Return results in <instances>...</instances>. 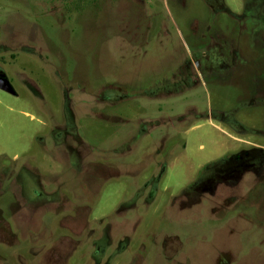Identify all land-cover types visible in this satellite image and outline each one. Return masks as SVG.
<instances>
[{
	"label": "rangeland",
	"instance_id": "rangeland-1",
	"mask_svg": "<svg viewBox=\"0 0 264 264\" xmlns=\"http://www.w3.org/2000/svg\"><path fill=\"white\" fill-rule=\"evenodd\" d=\"M0 264H264V0H0Z\"/></svg>",
	"mask_w": 264,
	"mask_h": 264
},
{
	"label": "water",
	"instance_id": "water-1",
	"mask_svg": "<svg viewBox=\"0 0 264 264\" xmlns=\"http://www.w3.org/2000/svg\"><path fill=\"white\" fill-rule=\"evenodd\" d=\"M0 89L6 91L7 93L14 94L13 88L11 84L9 83L7 78L0 77Z\"/></svg>",
	"mask_w": 264,
	"mask_h": 264
}]
</instances>
